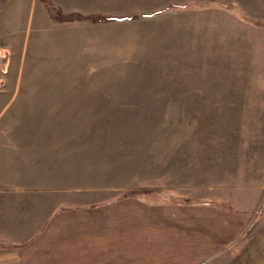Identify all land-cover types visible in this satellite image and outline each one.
<instances>
[{
    "label": "rangeland",
    "instance_id": "1",
    "mask_svg": "<svg viewBox=\"0 0 264 264\" xmlns=\"http://www.w3.org/2000/svg\"><path fill=\"white\" fill-rule=\"evenodd\" d=\"M118 1L107 63L35 67L0 128L52 143L60 201L214 205L230 245L199 264H264V0ZM54 95L93 111L35 112Z\"/></svg>",
    "mask_w": 264,
    "mask_h": 264
},
{
    "label": "crops",
    "instance_id": "2",
    "mask_svg": "<svg viewBox=\"0 0 264 264\" xmlns=\"http://www.w3.org/2000/svg\"><path fill=\"white\" fill-rule=\"evenodd\" d=\"M125 10L118 0H0V113L17 97L12 83L34 75L35 67L106 64L109 50L117 51L106 34L131 15ZM70 29L82 36H58ZM48 98L52 104L39 108L51 109L36 113L93 111L62 96ZM10 128H0V264H199L219 253L232 212L188 202L156 206L136 197L78 206L60 201L70 188L58 185L52 143L13 138Z\"/></svg>",
    "mask_w": 264,
    "mask_h": 264
}]
</instances>
